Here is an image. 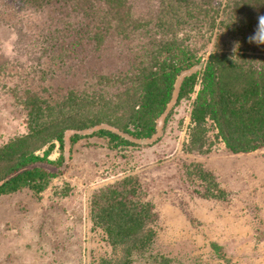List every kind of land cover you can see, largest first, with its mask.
<instances>
[{"label":"rangeland","instance_id":"obj_1","mask_svg":"<svg viewBox=\"0 0 264 264\" xmlns=\"http://www.w3.org/2000/svg\"><path fill=\"white\" fill-rule=\"evenodd\" d=\"M46 11L21 0H0V147L30 134L29 112L18 107L14 97L22 84L15 65L28 64L26 72L32 74L31 63L48 61L44 55L39 64L40 54L29 49L33 41H43L39 34L50 30L47 25L57 27L59 13ZM254 28L246 25L242 36L231 42L221 31L209 34V43L193 38L198 58L223 55L234 59L237 72L244 71L237 79L223 76V86L231 94L247 91L255 82H250L252 71L262 72L256 77L264 82V45L247 39ZM236 42L239 48L233 53ZM88 51L92 57L84 65L79 63L68 74L61 72L53 82L61 94L72 85L78 88L92 71L118 72L125 63L117 46L108 45L101 57ZM232 54L241 57L236 60ZM40 77L31 76L30 84L38 94L47 95L51 84ZM183 77L176 82L173 101L152 139H131L134 146L113 148L107 139L93 137L72 146L67 137L63 151L56 141L47 143L49 131L33 140V146H40L36 155L44 156L53 146L49 160L57 162L62 154V164L44 166L56 177L39 197L28 191L0 196V264H145L144 259L138 262V251L128 244L114 246L106 225L96 226L91 215L94 201L130 198L126 188L134 182L139 185L137 198L150 201L159 216L156 240L144 252L152 264H264V148L253 153L230 150L210 116L196 105L199 83L194 93L177 100ZM47 102L50 112L43 119L53 122L52 129L63 128L69 119L78 124L98 112L93 108L78 112L70 106L61 110L58 100ZM192 166L209 172L226 199L208 200L195 193L194 187L204 188L200 182L194 187L186 182ZM6 172L7 166L0 162V180Z\"/></svg>","mask_w":264,"mask_h":264},{"label":"trees","instance_id":"obj_2","mask_svg":"<svg viewBox=\"0 0 264 264\" xmlns=\"http://www.w3.org/2000/svg\"><path fill=\"white\" fill-rule=\"evenodd\" d=\"M21 1L32 9L47 10L50 15L58 12L59 17L54 21L57 27L47 25L50 30L43 29L39 34L43 41H33L29 47L31 53L40 54L36 58L39 64L44 55L48 61L36 66L31 63L32 74L26 72L28 64L15 65L21 71L22 84L14 97L16 105L29 112L30 134L0 147V162L7 166L0 180V196L28 191L39 197L48 188L56 174L44 166L59 168L63 158L61 154L57 162L49 160L53 146L42 157L35 154L34 150L40 146H33V140L48 131L51 136L47 143L56 141L61 151L67 137L72 146L93 137L107 139L113 148L134 146L133 140L152 139L173 101L176 82L181 76L184 77L177 100L194 93L199 83L201 89L196 105L210 116L230 150L253 153L264 148V82L256 77L263 73L252 71L250 82H255L247 91L231 94L223 86V76L237 79L245 75L244 71L237 72L232 65L234 59L230 61L223 55L198 58L194 49L196 43H192L193 38L209 43V34L213 36L220 31L226 35L227 42L238 40L246 25L255 27L257 17L264 15V0ZM108 45L117 46L121 51L119 55L125 56L121 71L109 74L92 71L78 88L72 85L61 94L53 83L58 81V75L65 71L70 73L79 63L84 65L86 59L92 57L88 50L101 57ZM31 76H41L40 81L50 82L47 95L38 94L32 88ZM47 101L60 105L61 110L70 106L78 112L88 108L98 112L78 124L69 119L63 128L52 129L53 122L43 119L47 116L45 112H50ZM186 179L190 187L201 183L204 190L202 187L193 189L202 197L226 199L220 185L203 168H188ZM138 189V183L134 182L126 188L130 198L117 196L112 203L103 200L105 204L94 201L91 215L96 226L106 225L104 229L114 240V246L128 244L129 249L138 251V262L144 259L145 264H152L154 261L144 252L150 250L156 240L154 227L159 216L150 201L137 198ZM172 262L166 264H175Z\"/></svg>","mask_w":264,"mask_h":264},{"label":"clouds","instance_id":"obj_3","mask_svg":"<svg viewBox=\"0 0 264 264\" xmlns=\"http://www.w3.org/2000/svg\"><path fill=\"white\" fill-rule=\"evenodd\" d=\"M247 39L248 42L251 44H255L257 46L264 45V15H259L257 17V22L253 30V33ZM238 48H239V42H236L233 47V53H235L238 50ZM233 56L237 57L236 55Z\"/></svg>","mask_w":264,"mask_h":264}]
</instances>
